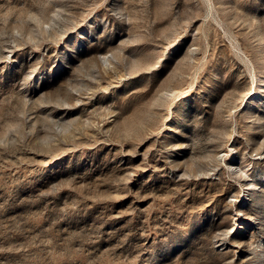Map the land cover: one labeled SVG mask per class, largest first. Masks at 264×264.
<instances>
[{
    "label": "rangeland",
    "instance_id": "obj_1",
    "mask_svg": "<svg viewBox=\"0 0 264 264\" xmlns=\"http://www.w3.org/2000/svg\"><path fill=\"white\" fill-rule=\"evenodd\" d=\"M0 264H264V0H0Z\"/></svg>",
    "mask_w": 264,
    "mask_h": 264
}]
</instances>
